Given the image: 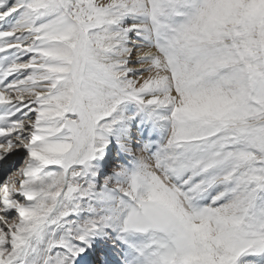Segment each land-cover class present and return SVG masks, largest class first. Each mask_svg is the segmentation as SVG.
<instances>
[{"label": "snow or ice", "instance_id": "snow-or-ice-1", "mask_svg": "<svg viewBox=\"0 0 264 264\" xmlns=\"http://www.w3.org/2000/svg\"><path fill=\"white\" fill-rule=\"evenodd\" d=\"M0 264H264V0H0Z\"/></svg>", "mask_w": 264, "mask_h": 264}]
</instances>
